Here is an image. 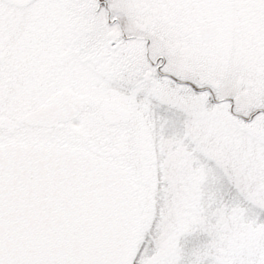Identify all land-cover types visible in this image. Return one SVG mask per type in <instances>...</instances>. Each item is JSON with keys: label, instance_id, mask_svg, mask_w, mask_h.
Returning a JSON list of instances; mask_svg holds the SVG:
<instances>
[{"label": "rangeland", "instance_id": "rangeland-1", "mask_svg": "<svg viewBox=\"0 0 264 264\" xmlns=\"http://www.w3.org/2000/svg\"><path fill=\"white\" fill-rule=\"evenodd\" d=\"M236 1L239 15L243 5L242 23H246L244 57L249 58L251 51L264 58V14L245 13L243 0ZM35 20L0 2V43L9 40L6 57L1 56L6 50L0 52V119L8 120L0 128V145L12 141L88 148L99 146L102 138L110 141L109 147H101L133 182L141 203L127 264L134 260L138 264H176L189 247L187 242L197 238L201 243L193 255L198 260L264 264V136L250 126L231 124L221 109H201L196 103L194 112H182L165 98L152 107V125L147 122L148 110L141 109L145 100L135 101L140 115L130 116L141 125L132 130L131 142L126 126L111 130L99 125L89 109L52 129L26 126L24 118L64 88L81 94L87 107L92 101L131 103L126 91L109 81L110 70L104 62H83L81 68L74 69H81V75L63 70L60 76L54 75L56 81L50 87L45 86L44 59L48 56L43 54L44 49H40L42 62H38L26 42H13L17 27L28 28ZM53 65L58 67L59 62ZM244 66L264 73V62H244ZM140 145L150 157L147 169L140 165ZM212 184L234 187L242 199L209 212L206 194Z\"/></svg>", "mask_w": 264, "mask_h": 264}, {"label": "flooded vegetation", "instance_id": "flooded-vegetation-1", "mask_svg": "<svg viewBox=\"0 0 264 264\" xmlns=\"http://www.w3.org/2000/svg\"><path fill=\"white\" fill-rule=\"evenodd\" d=\"M0 2L18 14L37 19L28 28L17 27L13 42H26L38 62H42L40 49H44L43 54L48 56L44 59L45 86L50 87L56 81L54 75L60 76L64 71L81 75V69H74L81 68L83 62H104L108 66L109 81L126 91L130 106L104 100L92 101L87 107L81 94L72 88L59 91L67 89L77 95L82 102L81 112L89 109L99 125L111 130L126 126L129 142L133 140L132 130L141 125L130 116L140 115L135 101L145 100L141 109L148 110L147 122L152 125V107L160 98L169 100V105L182 112H194L196 103L201 109H221L231 124L239 128L250 126L264 136V73L244 66V62H264V58L251 51L249 58L244 57L246 23H242L243 5L239 15L236 0H12L14 5ZM243 3L245 13L264 14V0ZM8 43V39L0 43V52L6 50L2 59L9 51ZM53 62H59L58 67ZM67 123H57L52 128ZM101 140L99 146L74 148L123 171L103 148L109 147L110 141ZM143 151L140 145V152Z\"/></svg>", "mask_w": 264, "mask_h": 264}, {"label": "water", "instance_id": "water-1", "mask_svg": "<svg viewBox=\"0 0 264 264\" xmlns=\"http://www.w3.org/2000/svg\"><path fill=\"white\" fill-rule=\"evenodd\" d=\"M81 109L80 98L62 90L23 122L51 127ZM7 122L0 119V128ZM140 163L149 167L143 152ZM138 208L132 182L90 153L0 145V264H127Z\"/></svg>", "mask_w": 264, "mask_h": 264}, {"label": "snow or ice", "instance_id": "snow-or-ice-1", "mask_svg": "<svg viewBox=\"0 0 264 264\" xmlns=\"http://www.w3.org/2000/svg\"><path fill=\"white\" fill-rule=\"evenodd\" d=\"M193 87L195 88L194 85ZM196 90L200 91L201 89ZM206 199L210 201L209 212H212L221 208H227L230 205H235L239 200L242 199V197L239 196L237 190L234 187H225L221 184H212L209 185ZM261 217L264 218V213H261ZM194 236L198 237L199 233H195ZM187 243L189 247L185 249L184 254L180 260L176 261V264H211L210 259L205 258L198 260L194 257L193 253L200 247L201 243L198 238L189 240ZM133 264H138L137 260H134Z\"/></svg>", "mask_w": 264, "mask_h": 264}, {"label": "trees", "instance_id": "trees-1", "mask_svg": "<svg viewBox=\"0 0 264 264\" xmlns=\"http://www.w3.org/2000/svg\"><path fill=\"white\" fill-rule=\"evenodd\" d=\"M10 142H12V141H10Z\"/></svg>", "mask_w": 264, "mask_h": 264}]
</instances>
